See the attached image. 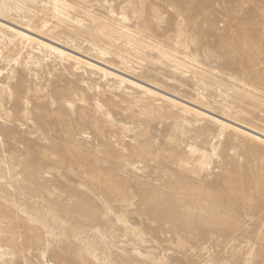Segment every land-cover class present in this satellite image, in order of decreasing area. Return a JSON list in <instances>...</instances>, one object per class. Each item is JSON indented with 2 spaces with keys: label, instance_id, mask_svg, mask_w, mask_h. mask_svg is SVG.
Listing matches in <instances>:
<instances>
[{
  "label": "rangeland",
  "instance_id": "rangeland-1",
  "mask_svg": "<svg viewBox=\"0 0 264 264\" xmlns=\"http://www.w3.org/2000/svg\"><path fill=\"white\" fill-rule=\"evenodd\" d=\"M0 264H264V0H0Z\"/></svg>",
  "mask_w": 264,
  "mask_h": 264
}]
</instances>
